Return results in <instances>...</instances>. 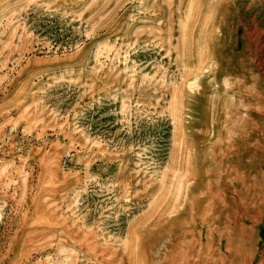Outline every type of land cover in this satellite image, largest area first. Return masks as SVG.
Listing matches in <instances>:
<instances>
[{"label":"rangeland","instance_id":"rangeland-1","mask_svg":"<svg viewBox=\"0 0 264 264\" xmlns=\"http://www.w3.org/2000/svg\"><path fill=\"white\" fill-rule=\"evenodd\" d=\"M256 28L260 0H0V264H264Z\"/></svg>","mask_w":264,"mask_h":264},{"label":"bare ground","instance_id":"bare-ground-1","mask_svg":"<svg viewBox=\"0 0 264 264\" xmlns=\"http://www.w3.org/2000/svg\"><path fill=\"white\" fill-rule=\"evenodd\" d=\"M255 0H250V4H252ZM260 1H264V0H260ZM256 26V25H255ZM245 29V28H244ZM237 30V29H236ZM262 34H264V31L262 32H259L256 29H253V30H249L248 31V39H251L252 42H255V37L253 38V36H256L257 38H259ZM260 40V39H259ZM250 41V42H251ZM258 42V41H257ZM249 45V44H248Z\"/></svg>","mask_w":264,"mask_h":264}]
</instances>
